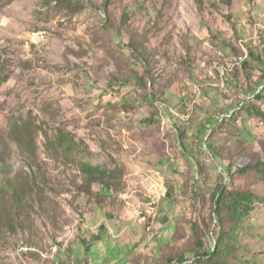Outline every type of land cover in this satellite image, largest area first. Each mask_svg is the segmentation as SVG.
<instances>
[{"label":"rangeland","instance_id":"rangeland-1","mask_svg":"<svg viewBox=\"0 0 264 264\" xmlns=\"http://www.w3.org/2000/svg\"><path fill=\"white\" fill-rule=\"evenodd\" d=\"M0 82V264H264V0H0Z\"/></svg>","mask_w":264,"mask_h":264},{"label":"trees","instance_id":"trees-1","mask_svg":"<svg viewBox=\"0 0 264 264\" xmlns=\"http://www.w3.org/2000/svg\"><path fill=\"white\" fill-rule=\"evenodd\" d=\"M8 79H9L8 77L4 78L3 82H6ZM1 85H2V82H0V87H1ZM259 96L260 95H257L255 97L258 98ZM253 112L264 123V113L258 108H255L253 110ZM66 139L64 137H61L59 139L60 145L61 146H64V145L68 146L69 150H76L77 154L82 156L80 153L81 148L77 147L78 145L74 142V140L71 138H68L67 140ZM76 147H77V149H76ZM182 147L185 148L186 146H182ZM82 168L85 172H87L90 175L92 174L93 176H97V175H103L104 176L107 174V172H103L101 167H98V166L94 167L89 162L82 163ZM241 171L245 172L246 170L243 169ZM94 180H97V179L94 178ZM168 193H169V196L171 198L173 190L170 189V191ZM221 194L222 195L217 197V200H216L217 209L215 210L214 213L218 217V215L221 216L220 214L223 212V210L225 208L229 211L231 218L235 222L233 225V228L231 230L232 233L235 235L229 236L227 233L221 232L220 237L217 239V243L214 247V250L212 251V253L209 254L210 257H218V258H220L223 254L230 252V249H229L230 247H225V245H224V240H226V238L230 237L233 241H235V243H239V241L237 240V235L241 234V230H243L242 223L244 222L246 217L252 212L255 201L259 200V198L257 196H255L251 193L250 194L249 193H241V194H235L233 196H231V194H230V197L232 198L231 201L228 199L229 196H227L224 193V191ZM14 196L17 197L16 192L14 193ZM206 256H208V254H206ZM200 258L201 257H199V259ZM212 264H225V263L215 261ZM244 264H249V263L244 262Z\"/></svg>","mask_w":264,"mask_h":264},{"label":"built area","instance_id":"built-area-1","mask_svg":"<svg viewBox=\"0 0 264 264\" xmlns=\"http://www.w3.org/2000/svg\"><path fill=\"white\" fill-rule=\"evenodd\" d=\"M45 34H50V32L48 30H39L37 32H33L30 35L31 41H40V46L43 44V36H45ZM166 192V189L164 187L161 186L160 190L158 191L157 194H155L154 196V203L152 204V208H154V215L152 216H145L143 215V209H142V215H137L138 219H140L141 223H145V224H150V222L152 221V219H155L157 217V206L160 201L164 198V194ZM156 206V209H155Z\"/></svg>","mask_w":264,"mask_h":264},{"label":"bare ground","instance_id":"bare-ground-1","mask_svg":"<svg viewBox=\"0 0 264 264\" xmlns=\"http://www.w3.org/2000/svg\"><path fill=\"white\" fill-rule=\"evenodd\" d=\"M39 44H40V43H39ZM35 45H36V44H35ZM36 46H37V45H36ZM166 193H167V192H166ZM166 193L164 194V197L167 195ZM153 203H154V201H153ZM145 212H147V211H145ZM147 213H148L149 215L152 216V215H154V210H152V211L150 210V211H148ZM137 215H142V213H139V212H138ZM149 215H148V216H149ZM145 216H147V215H145Z\"/></svg>","mask_w":264,"mask_h":264}]
</instances>
